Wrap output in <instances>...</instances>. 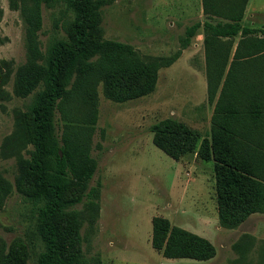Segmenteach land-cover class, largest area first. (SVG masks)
Returning a JSON list of instances; mask_svg holds the SVG:
<instances>
[{
    "label": "rangeland",
    "instance_id": "374dc122",
    "mask_svg": "<svg viewBox=\"0 0 264 264\" xmlns=\"http://www.w3.org/2000/svg\"><path fill=\"white\" fill-rule=\"evenodd\" d=\"M95 1L102 5L89 20V44L117 43L127 50L109 47L83 65L71 84L92 68L100 69L102 78L90 79V87L85 84L88 95L80 93L73 103L78 112L72 102L64 114L56 111L54 137L60 153L87 149L91 161L81 177L75 178L71 166L68 173L67 204L57 221L65 255L77 256L76 264L256 261L249 251L237 255V249L243 244L249 248V232L264 226L263 219L249 217L264 213L250 214L234 228L223 227L214 160L198 155L203 140H211L222 88L211 102L204 23L219 19L205 15L203 0ZM246 1L241 25L264 29V0ZM20 5V0H0V264H38L45 250L36 231L37 206L28 197V161L34 151L30 107L38 92L31 87L36 60L27 53L29 27ZM41 15L35 32L42 52L38 64L53 43L68 39L73 18L64 0H42ZM196 22L201 27L187 42V29ZM254 37L264 36L258 32ZM239 40L241 34L233 40L230 62ZM152 79L154 90L135 97ZM84 101L96 103L94 124ZM162 122L181 126V135L175 128L157 130ZM189 138L197 140L192 151ZM162 221L169 225L167 236ZM183 231L212 244L213 256L201 260L192 257V249L174 251L168 239ZM167 246L171 253L188 255L168 258L163 254Z\"/></svg>",
    "mask_w": 264,
    "mask_h": 264
},
{
    "label": "trees",
    "instance_id": "16d2710c",
    "mask_svg": "<svg viewBox=\"0 0 264 264\" xmlns=\"http://www.w3.org/2000/svg\"><path fill=\"white\" fill-rule=\"evenodd\" d=\"M20 2L29 27L27 53L31 60H36V64L33 63L36 70L31 87L38 94L30 107V133L34 151L28 161V170L32 175L28 197L37 206L36 231L45 245L44 252L38 256V264H76L77 256H66L63 251L57 221L67 204L65 194L71 185L68 175L70 166L73 167V172L76 171L77 178L84 174L85 165L91 161L87 149L76 152L74 148L71 150L72 154L60 153L54 137L55 115L57 110L64 114L66 105L71 102L78 103L80 93L88 95L85 84L90 87V79L99 81L102 78L103 72L92 68L91 72L87 70L83 77H79L76 85L71 84L74 75L80 73L83 65L109 47L118 50L126 47L109 42H98L92 46L89 44V20L100 9L101 2L64 0L67 11L73 13L67 28L68 39L53 43L44 62L38 64V60L42 59V52L35 32L41 27L42 0ZM246 2L203 0L205 15L210 19H219L215 23L211 20L204 23L207 82L211 102L221 84L222 88L211 140H203L198 155L207 161L214 160L219 218L221 225L226 228L238 226L250 214L264 213V37H254L258 32L264 36V29L241 25ZM200 27L201 23L196 22L187 29V42ZM239 34L241 40L230 62L233 40ZM117 65L121 66V63ZM152 66L157 69L155 64ZM89 72L91 78L86 80ZM154 82L155 79H152L150 84L139 89L135 97L151 93ZM84 103L87 113L93 115L90 121L94 124L97 120L96 103L93 102L90 106L87 101ZM77 106L73 104L72 108L76 110ZM224 109L229 113L223 114L220 110ZM161 125L163 127L156 126V129L171 131L175 128V134L181 135L182 128L178 124L162 122ZM233 138L235 144L232 143ZM189 139L192 151L197 140ZM162 223L167 236L169 225L164 221ZM168 240L174 251L192 249V257L196 259H209L214 253V247L207 240L186 231L177 232ZM162 247L159 246L158 249L161 250ZM169 251V246L163 249V254L168 258H185L188 255Z\"/></svg>",
    "mask_w": 264,
    "mask_h": 264
},
{
    "label": "crops",
    "instance_id": "0c3cea01",
    "mask_svg": "<svg viewBox=\"0 0 264 264\" xmlns=\"http://www.w3.org/2000/svg\"><path fill=\"white\" fill-rule=\"evenodd\" d=\"M263 219L264 221V214H255L249 217L250 221H254L255 219ZM259 225V224H258ZM262 226H254V230L252 232H249V248L245 246L244 244L237 249V255L243 256L245 254H248L249 251V257L251 255L256 256V261L249 264H264V232L262 231L264 229L263 224ZM221 228V227H220ZM261 233V234H259ZM239 244V243H237ZM252 258V257H251ZM250 260V258H249ZM259 262V263H258Z\"/></svg>",
    "mask_w": 264,
    "mask_h": 264
}]
</instances>
